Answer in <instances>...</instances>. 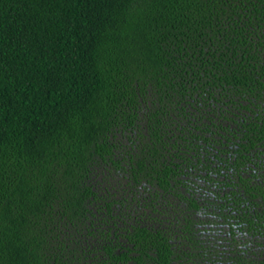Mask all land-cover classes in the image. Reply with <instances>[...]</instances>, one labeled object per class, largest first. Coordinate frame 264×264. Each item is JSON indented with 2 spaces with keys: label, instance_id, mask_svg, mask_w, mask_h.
Listing matches in <instances>:
<instances>
[{
  "label": "trees",
  "instance_id": "1",
  "mask_svg": "<svg viewBox=\"0 0 264 264\" xmlns=\"http://www.w3.org/2000/svg\"><path fill=\"white\" fill-rule=\"evenodd\" d=\"M0 264H264V0H0Z\"/></svg>",
  "mask_w": 264,
  "mask_h": 264
}]
</instances>
